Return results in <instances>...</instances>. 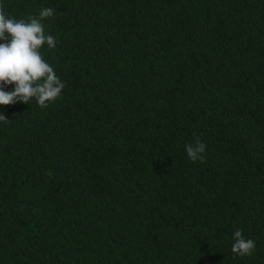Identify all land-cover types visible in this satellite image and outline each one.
<instances>
[{"label":"trees","instance_id":"trees-1","mask_svg":"<svg viewBox=\"0 0 264 264\" xmlns=\"http://www.w3.org/2000/svg\"><path fill=\"white\" fill-rule=\"evenodd\" d=\"M44 7L65 87L0 106V264H264V0H0Z\"/></svg>","mask_w":264,"mask_h":264},{"label":"clouds","instance_id":"clouds-1","mask_svg":"<svg viewBox=\"0 0 264 264\" xmlns=\"http://www.w3.org/2000/svg\"><path fill=\"white\" fill-rule=\"evenodd\" d=\"M55 17L51 7L42 8L38 16L16 19L0 11V106L35 101L40 108H47L62 94L64 81L43 58L41 49L56 47V39L45 32L41 22ZM5 85H11L5 90ZM8 119L0 111V123ZM185 152L193 162L203 159L206 144L198 137L185 145ZM255 241L246 239L237 229L232 234L231 252L236 257L251 255Z\"/></svg>","mask_w":264,"mask_h":264}]
</instances>
